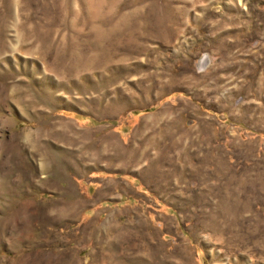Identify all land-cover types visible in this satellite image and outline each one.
<instances>
[{
	"label": "rangeland",
	"instance_id": "rangeland-1",
	"mask_svg": "<svg viewBox=\"0 0 264 264\" xmlns=\"http://www.w3.org/2000/svg\"><path fill=\"white\" fill-rule=\"evenodd\" d=\"M0 264H264V0H0Z\"/></svg>",
	"mask_w": 264,
	"mask_h": 264
}]
</instances>
